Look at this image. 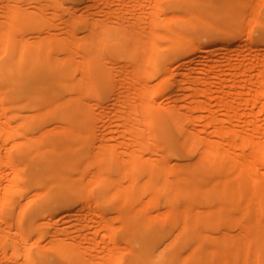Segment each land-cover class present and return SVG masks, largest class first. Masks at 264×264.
<instances>
[{
  "label": "bare ground",
  "instance_id": "1",
  "mask_svg": "<svg viewBox=\"0 0 264 264\" xmlns=\"http://www.w3.org/2000/svg\"><path fill=\"white\" fill-rule=\"evenodd\" d=\"M0 264H264V0H0Z\"/></svg>",
  "mask_w": 264,
  "mask_h": 264
}]
</instances>
